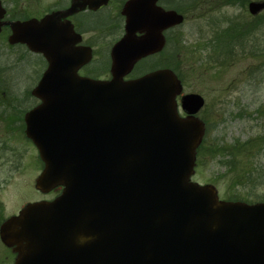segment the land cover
<instances>
[{"label": "water", "instance_id": "obj_1", "mask_svg": "<svg viewBox=\"0 0 264 264\" xmlns=\"http://www.w3.org/2000/svg\"><path fill=\"white\" fill-rule=\"evenodd\" d=\"M263 9L264 1L248 6L251 15ZM144 11L135 10L113 50L110 81L82 79L67 59L44 54L48 68L31 91L41 103L25 114V136L43 163L35 189L62 190L0 225L14 264H264V202L222 201L214 186L191 181L203 98L182 96L180 117L182 85L172 71L122 79L161 49L154 30L183 21L148 8L158 23L142 27ZM137 26L146 30L141 38ZM24 30L32 51L53 52L48 20Z\"/></svg>", "mask_w": 264, "mask_h": 264}, {"label": "rangeland", "instance_id": "obj_2", "mask_svg": "<svg viewBox=\"0 0 264 264\" xmlns=\"http://www.w3.org/2000/svg\"><path fill=\"white\" fill-rule=\"evenodd\" d=\"M248 1L215 0V10L189 13L172 34L169 59L154 63L173 65L182 81V95L197 94L205 101L198 117L208 131L196 153L192 182L214 186L220 200L254 203L264 201V13L252 19ZM206 15L214 16L210 19L215 18V25ZM232 21L240 29L239 39L234 43L231 37L228 46L224 43L213 52L209 41L214 34L227 37ZM38 63L35 58L0 55V224L25 204L58 192L43 196L35 191L41 163L19 123L31 100ZM251 171L259 183L242 186ZM3 248L0 243V264H8Z\"/></svg>", "mask_w": 264, "mask_h": 264}, {"label": "flooded vegetation", "instance_id": "obj_3", "mask_svg": "<svg viewBox=\"0 0 264 264\" xmlns=\"http://www.w3.org/2000/svg\"><path fill=\"white\" fill-rule=\"evenodd\" d=\"M228 1L236 2V0ZM262 1H248L247 12L251 2ZM139 7L145 10L143 14L145 19H141L142 27L147 26L148 23H158L154 18L147 19L149 14H154L151 11V13L147 12L148 8L161 14L175 12L183 17V21L179 25L153 31L155 37L162 38L161 49L137 60L131 70L123 76L122 79L125 82L138 79L157 70H172L173 65L167 63L157 65L154 61L158 58L169 59L173 32L183 26L189 13L201 12L202 8H207L210 11L215 10V0H0V49L3 50L0 55L3 53L9 56L16 54L22 58H35L41 62V64L38 63V65L40 64L38 77L31 90L37 86L47 70L48 62L44 54L50 53L67 59L69 70L82 79L109 81L114 65L113 50L128 35L127 27L134 24L135 10ZM263 13L264 10L256 15H251L248 12L254 20L262 16ZM206 16H208L209 23L215 25V18L210 19L214 16ZM44 20H48L49 23L47 33L53 39V52L46 45L38 46L44 51L35 52L29 48L27 43L23 42L28 37L24 26L33 21L41 23ZM19 26L21 34L17 37L14 34ZM142 27L134 30V37L141 38L146 34V30ZM229 28V41L232 37V41L235 43L241 35L240 29H237V25L233 21ZM257 29L258 27L255 31ZM250 33L251 30L249 35ZM219 39V34L216 36L214 34L209 41L215 42L213 52L220 48ZM62 64L61 61V67ZM31 100L27 108L23 109V113L19 115V123L22 122L23 126L25 114L40 104L38 99L31 98ZM181 115L184 116L183 113ZM13 122L17 123L15 120ZM60 190L59 188L54 189L43 196H49L58 191L53 197L55 198L59 195ZM53 198L38 201H51ZM3 247L8 252V256L4 257V260L8 264H14L16 254L13 249Z\"/></svg>", "mask_w": 264, "mask_h": 264}, {"label": "trees", "instance_id": "obj_4", "mask_svg": "<svg viewBox=\"0 0 264 264\" xmlns=\"http://www.w3.org/2000/svg\"><path fill=\"white\" fill-rule=\"evenodd\" d=\"M224 41L228 43V42H229V39L224 38ZM211 45H213V47L215 48V42H212ZM172 70L176 73L177 76L179 75L178 72H177V70L175 69L174 66L172 67ZM207 131H208V128H206V132H207ZM199 149H200V148H199ZM199 149H198V150H199ZM231 167H234V166H231ZM253 174H254V171H251L250 173H247L246 176L244 177V183H241V181L243 180V177H241V178H239V179L235 182V185H237V183H241L242 186H244L245 183H247L248 181H249V183H250V182H253V181H256V180H257V181L253 184V185H256L257 183H259V182H258L259 179H258V178H256V179L253 178V177H252ZM254 177H255V176H254ZM250 178H252L253 180H251ZM229 200H230V201H236L237 199H236V198H230ZM261 201H263V200H261Z\"/></svg>", "mask_w": 264, "mask_h": 264}]
</instances>
